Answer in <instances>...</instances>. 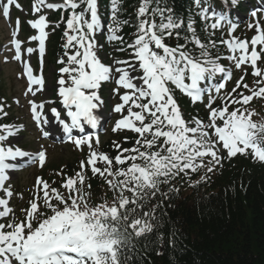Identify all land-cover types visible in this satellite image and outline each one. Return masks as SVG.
Masks as SVG:
<instances>
[{"label":"snow or ice","instance_id":"snow-or-ice-1","mask_svg":"<svg viewBox=\"0 0 264 264\" xmlns=\"http://www.w3.org/2000/svg\"><path fill=\"white\" fill-rule=\"evenodd\" d=\"M111 2L113 26L109 28L107 39L109 42L119 41L124 44L123 37L118 33L127 21H120L117 17L119 0ZM153 2L143 0L138 10L140 19L136 25L135 38L127 45L131 49L132 60L117 59L114 61L116 67L103 63L95 50L94 35L100 27L97 0H63L61 4L36 0L33 5L34 12H39L41 7L71 10L66 21L69 31L64 33L67 37L65 47L74 48L75 51L68 56V66L60 69L61 78L58 80V94L71 123L60 119L61 112L55 107L51 113L78 148L87 144L89 156L86 162L81 161V171L73 177H66L62 183L67 196L58 189H50L47 182L38 179L37 197L24 210L25 218L17 222L13 216L11 221L0 223V264H124L121 259L123 249L131 244L132 238L153 230L150 222L153 213L141 214L137 210L143 207L142 202L160 191L161 184L168 183L181 172L187 174L186 170L189 169L196 172L204 167L208 172L213 171V166L224 159L219 155L221 149L227 150L228 158L238 153L251 154L254 159L264 162V120L254 121L252 117L256 113L245 107L254 98L264 99V71L257 67V62L264 58V24L258 18V12H264V8L253 9L249 13L257 17L255 23L248 25L256 31L250 41L235 38L221 41L227 44L232 53L227 59L233 62L234 68L241 69L242 65L250 64L253 76L260 78L256 81L260 87L249 88L244 83L245 73L236 81L232 93L220 96L218 94L226 87L224 82L210 87L201 86L203 82L214 80L217 74H221L225 81L232 79V72L219 63V55L214 59L210 52V49L216 47V42L203 43L193 27L195 21H191L187 24L188 31L192 33L190 43L199 49V55L188 51L186 45L170 47L165 43L166 37L176 35L179 38L176 30L183 27L184 23L173 16L171 9L157 6L149 14ZM193 2L200 9L198 14L205 22L210 19L214 21L208 28L219 29L227 21L229 27L235 29L236 25L226 15L213 12L210 16L204 0ZM0 3L3 4L5 17H9L11 6L21 9L17 0H0ZM223 3L235 7L239 0H223ZM81 4L86 7L77 12ZM86 13L90 14V20L86 18ZM157 15L160 17L159 23L156 22ZM29 23L39 31V35L31 39L39 41L42 57L48 35L45 31L48 27L47 19L41 15ZM14 46L15 59L21 60V43L14 41ZM33 51L32 48L27 49L28 54ZM59 63L63 65L65 61L61 59ZM25 71L30 85H40L42 89V76L34 77L31 67L27 65ZM136 72L139 75L134 77L133 73ZM109 81H114L116 87L112 90L113 94L119 95L121 100L113 109L121 114L113 131L127 129L138 134L133 147L121 148L119 144H114L118 153L114 158L97 152L91 143L92 137L77 139L71 135L73 129L85 132V125L97 128L100 122L97 113L105 103L99 89L102 83ZM241 88L251 94L237 91ZM121 89L125 90L123 94ZM175 90L190 97L193 103L201 101L207 93V122L197 117L185 120L175 98ZM213 90L217 96L212 95ZM27 91L35 94L32 87ZM217 98L221 106L213 107ZM30 103L34 119L37 123L41 122L42 115L38 108L42 110L44 105ZM234 105L238 107L229 111ZM0 114L7 115L2 106ZM13 134L14 126L0 125V190L5 191L8 197L13 195L4 187L9 178L6 170L11 167L8 161L29 155L19 148L4 146V142ZM96 144H99L98 138ZM125 153L128 155L125 156ZM208 157L210 159L206 160ZM38 160L43 166L46 154L40 152ZM98 162L103 166L97 167ZM114 163L127 167H119L114 171ZM86 164L90 166L93 175L98 174L104 178L110 189L118 193L111 204L106 200L98 205L90 204L91 194L84 191L85 187L91 188L90 184L85 185ZM40 192H43L42 197ZM41 200L43 203H38ZM42 207L48 209L51 215L41 212ZM11 213L13 209L9 207L8 200L0 198V220Z\"/></svg>","mask_w":264,"mask_h":264},{"label":"trees","instance_id":"trees-1","mask_svg":"<svg viewBox=\"0 0 264 264\" xmlns=\"http://www.w3.org/2000/svg\"><path fill=\"white\" fill-rule=\"evenodd\" d=\"M142 1L129 0L130 7ZM160 1L176 13L192 7L191 0ZM248 166L234 176L218 170L201 190L171 195V211L156 226L162 254L151 235L135 241L131 264H264V168Z\"/></svg>","mask_w":264,"mask_h":264},{"label":"rangeland","instance_id":"rangeland-1","mask_svg":"<svg viewBox=\"0 0 264 264\" xmlns=\"http://www.w3.org/2000/svg\"><path fill=\"white\" fill-rule=\"evenodd\" d=\"M7 28H8L7 25L4 22H2L1 18H0V33L2 34V37L0 40H2V39L5 40V38L8 37V29ZM0 63L2 65L1 60H0ZM2 67H3V72L1 74V78L3 79V82L8 84V86H9L8 88H9L10 97L11 96L13 97L16 95L17 98H20V103H22V102L26 103V101L24 100V96H23L24 87H23V84L19 81L18 76H17L19 69H16L13 66H8V65H2ZM52 70H50L48 73L49 79H51ZM17 98H14V99L17 100ZM23 103L18 105V106H16V105L13 106V110L18 114V117L15 118L14 122H23L24 121L23 119L28 117L27 112H26V107ZM31 129H29L27 132L28 134H27V137L25 138L26 140L29 139L30 136H32V130ZM36 136L39 138V135H36ZM25 139L18 138L15 141H17V143H19V144H23L24 147H27V149H30L32 151L39 150L40 146L42 145V143H38L37 139H33L32 144L25 145V143H23V141ZM27 141H26V143H27ZM43 145L48 146L50 144L49 143H46V144L43 143ZM58 152H60V149L57 151L55 150V152L51 151L50 158L54 159L56 157L57 159H59L61 156H63V154H61L63 152L59 153L56 156V154ZM91 205H98V203L96 201L93 203V201H92Z\"/></svg>","mask_w":264,"mask_h":264}]
</instances>
